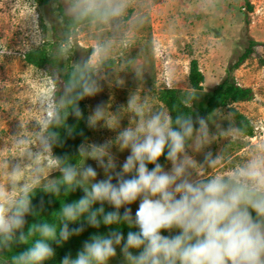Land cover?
<instances>
[{"label":"clouds","instance_id":"obj_1","mask_svg":"<svg viewBox=\"0 0 264 264\" xmlns=\"http://www.w3.org/2000/svg\"><path fill=\"white\" fill-rule=\"evenodd\" d=\"M128 9L129 0H63L65 29L52 57L66 61L80 47V30L87 29L95 42L70 68H61L60 95L40 98L42 116L31 120L36 122L28 125L31 131L19 120L10 140L15 151L0 158V252L26 243L8 264H44L56 255L53 243L62 245L79 235L85 224H103L117 227L90 233L76 254H65L59 264H110L117 246L120 264H264V137L238 160L221 151L206 152L197 160L194 153L218 134L237 138L243 129L232 123L213 134L210 115L194 117L175 106H155L147 92L137 97L132 91L116 110L111 103L96 105L87 116L90 127L102 121L104 127L118 129L114 137L82 143L75 156L53 152L61 143L60 130H73L68 116L83 118L78 102L101 90L114 48L132 45L133 31L144 18ZM128 63L139 77L134 60ZM120 82L116 76L110 81ZM196 98L189 94L184 107H192ZM125 116L129 122L121 126ZM113 144L129 150L118 171ZM162 155L170 162L167 169L159 161ZM89 158L103 169L104 178L97 179L96 168L86 163ZM222 161L227 165L223 171H203ZM54 170L59 175H50ZM77 188L83 195L61 203L58 224L38 219L25 230L26 215H41L32 203L38 189L61 197ZM137 200L133 214L127 205ZM105 203L112 208L106 210ZM69 222L77 223L70 227ZM123 225L129 227L126 234L120 231ZM34 231L39 238L29 242Z\"/></svg>","mask_w":264,"mask_h":264},{"label":"rangeland","instance_id":"obj_2","mask_svg":"<svg viewBox=\"0 0 264 264\" xmlns=\"http://www.w3.org/2000/svg\"><path fill=\"white\" fill-rule=\"evenodd\" d=\"M61 2L63 4V0ZM128 11L142 15L144 22L134 29L130 47L117 45L112 51L115 63L103 70L106 76L100 80L101 90L84 97L88 114L96 105L108 103L116 110L126 103L132 91L137 97L147 92L153 105L166 107L158 98V91L174 86L197 96L191 108L194 116H200L201 104L243 52L248 39L264 41V0H129ZM62 33L56 2L0 0V158L15 151L10 140L18 130L19 120L24 121L25 131H31L29 127L36 123L31 120L42 116L40 98H53L54 80L45 68L28 63L25 52L42 45H56ZM94 42L95 37L87 29L79 31L76 41L79 46ZM262 55L264 45L258 43L252 56L233 70L236 80L252 86L255 92L251 100L231 103L249 117L253 134L246 133L240 119L226 107H219L209 114L213 119L209 120L210 132L215 134L219 128H228L232 123L243 131L237 138H231L227 132L218 134L201 152L194 153L197 160L202 161L206 152L216 154L219 151L238 160L246 154L251 143L264 137V65L259 61ZM192 57L198 58L205 76L204 88L194 92L189 82ZM130 58L140 68L139 77L128 63ZM115 76L122 82L110 83ZM128 122L127 116L123 117L121 126ZM117 131L104 127L102 121L95 127L88 125L82 143H104ZM111 150L118 171L129 150H119L115 144ZM86 163L96 168L97 179L104 178L103 169L96 160L89 158ZM161 164L165 169L171 166L168 161ZM226 167L222 161L215 169L203 171L207 174L223 171ZM50 175L56 176L59 172L54 170ZM138 202L127 205L133 214ZM121 260L117 246V255L111 258L110 264H120ZM7 263L8 260L0 256V264Z\"/></svg>","mask_w":264,"mask_h":264},{"label":"trees","instance_id":"obj_3","mask_svg":"<svg viewBox=\"0 0 264 264\" xmlns=\"http://www.w3.org/2000/svg\"><path fill=\"white\" fill-rule=\"evenodd\" d=\"M41 3H51L52 1L57 3V9L59 10V14L61 16V10L63 8V4L61 0H39ZM248 6L252 7L249 2ZM61 24L62 31L64 32L65 23L61 16ZM261 43L264 45V41L260 42L252 37L248 39V43L244 47L243 52L238 56L236 61L231 64L226 72V75L223 77L221 81H219L214 87H212L209 96L206 100L201 104V112L200 116L208 117L210 113H212L215 109L219 107H226L230 113L235 115L240 119L241 126L244 131L248 134H253V126L250 122L249 117L242 113L240 110L236 109L231 105L234 101H243V100H251L255 96V92L252 86L240 84L234 74V68L238 67L242 64L246 59L252 56L255 51L256 44ZM55 45H42L40 47L30 48L25 52V60L33 64L35 66L45 68L52 79L54 80V90H53V100L60 95V91L62 88V81L64 79V73L61 72L62 67H71L73 59H79L82 55L85 54L86 50H89L91 45L89 46H80L79 48H73L72 54L68 57L66 61H60L52 57L51 52ZM260 63L264 65V55H262L259 59ZM115 63V59L111 58L106 66H111ZM205 76L200 67L199 60L197 57H192L189 62V82L192 87V92L198 91L204 88ZM190 93L187 90H184L179 87L174 86H165L162 87L158 91V98L162 101L166 107L171 109L175 106L178 109H182L184 111H191L194 116V112L191 107H184L182 101L188 96ZM79 107L83 113L82 119H77L74 115L68 116V124L73 126V130L71 134H68L65 130L61 129V143L53 147V152L57 155H72L75 156L78 153V147L85 140L87 132H88V124H87V116H88V106L82 98L79 102ZM195 117V116H194ZM75 159H81L80 157H74ZM160 163L166 162L164 156L162 155L159 158ZM74 162V161H73ZM149 168L153 165L149 164ZM127 176L132 175V173L125 174ZM113 182H115V177L113 178ZM83 195V192L80 188H77L75 191L65 194L61 197H57L51 193H45L42 190H37L36 194L32 197V203L34 207L40 209L41 215L38 216L26 215V224L25 230L30 226L31 223H35L38 219H43L50 223L58 224V214L59 207L61 203L65 200L71 201ZM105 208L111 209L112 206L110 204L105 203ZM123 211V207L120 209ZM77 222H69V226H75ZM79 223H84L80 221ZM116 225H103L101 224L99 228H95L89 225L84 226V230L79 235H73L69 238L68 241L64 242L62 245H56L53 243V247L56 250V255L52 259L45 261L44 264H59V259L65 254L75 255L77 250L82 247V243L84 240L89 238L90 233L93 232H107L110 228H115ZM129 230L127 225H123L120 227V231L125 234ZM178 231V230H177ZM165 234H170L168 231L162 230ZM39 238L38 232H33L31 237H29V242ZM29 245L26 243H17L14 247L7 249L6 251L0 252V256L10 260L11 256L14 255L17 251L22 250ZM8 264V263H7Z\"/></svg>","mask_w":264,"mask_h":264}]
</instances>
